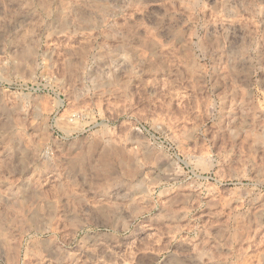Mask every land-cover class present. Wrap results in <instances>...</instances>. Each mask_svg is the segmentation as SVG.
Returning <instances> with one entry per match:
<instances>
[{"label": "clouds", "instance_id": "obj_1", "mask_svg": "<svg viewBox=\"0 0 264 264\" xmlns=\"http://www.w3.org/2000/svg\"><path fill=\"white\" fill-rule=\"evenodd\" d=\"M157 2L160 7L148 11ZM52 16L58 24L51 35L64 38L53 55L59 52L63 62H53L49 70L38 52L40 41L31 38ZM239 19L246 21L245 36H238L232 25L225 33L231 32L234 40L243 43L234 44L228 52L220 37L214 46L204 43L213 22ZM141 29L163 35L171 55L159 42L138 46ZM21 31L24 36L13 41V34ZM80 37L88 43L75 49L63 47L65 41L71 45ZM12 46L18 50L9 55L7 49ZM152 48L158 51L152 53ZM262 49L264 0H0V68L7 70L11 62L20 87L33 86L27 95L17 93L25 105L19 111L26 124L36 119L37 127L44 126L39 133L42 143L29 141L19 149L18 162L0 159V264H5V257L6 264H25L26 259L33 264H125L128 255L121 251L122 244L135 235L144 216L177 219L174 203L162 201L161 194L187 186L208 195L210 181L216 186L232 184L230 195L239 202L230 217L235 227L214 235L211 223L187 233L178 229L180 254L171 256L180 258V264H250L254 257H249L248 248L264 245V239L255 242L264 224L253 229L251 223L241 226L240 222L249 214L264 215V204L252 211L254 202L264 196V164L255 166V176L248 174L254 170L253 156L242 160V167L236 165V141L247 135L250 153L264 150V112L253 104L239 123L226 103L236 104L241 91L251 95L254 88L259 92L264 87V76H259L264 73ZM177 52L182 53L179 59L174 58ZM170 61L177 66L183 63L187 72L174 69ZM145 75L156 84L157 76H166L182 94L187 93L182 101L185 107L173 112L180 136L164 155L156 152L150 158L144 154L150 141L129 134L136 129L151 135L155 114L169 116L177 98L151 93ZM216 77H222L226 85L218 97ZM3 79L11 82L6 75ZM37 89L49 101L47 113L39 96L29 102ZM205 94L211 103L197 115L196 96ZM85 104L90 106L81 110ZM65 105L75 111L60 126V109ZM26 108L32 109L31 116ZM58 127L61 134H56ZM117 133L124 136L123 141ZM220 141L225 146L217 151ZM3 150L11 152L10 141L2 145L0 157ZM161 159L168 160V167L157 169ZM161 174L175 182L160 183L156 177ZM181 211L185 212L181 219H188L189 209ZM238 233L246 237L248 247L240 244ZM150 261L159 264L157 259Z\"/></svg>", "mask_w": 264, "mask_h": 264}, {"label": "rangeland", "instance_id": "obj_2", "mask_svg": "<svg viewBox=\"0 0 264 264\" xmlns=\"http://www.w3.org/2000/svg\"><path fill=\"white\" fill-rule=\"evenodd\" d=\"M210 3H215V0H209ZM159 3L151 4L148 11H151L153 8H159ZM209 17L211 14H208ZM23 19V17L17 18L16 21L13 22L12 25H9V31H12L19 20ZM139 19V16H137ZM122 22V21H121ZM246 21L244 19L239 20H228L227 24H221L217 22H213L205 35L204 43L206 45H213L217 40V37H220L221 43L227 45L224 51L228 52L229 49L233 48V45H239L243 42L234 40V37L231 32L225 33V28L228 25H232L237 29L238 36H245L244 26ZM58 18L56 16L50 17L40 28L37 36L31 39H38L40 41L39 44V55L44 57L43 64L49 70L52 69V63L56 62L57 64H62V57L59 52L53 55L54 50L60 48V40L64 38H57L51 35L52 30L57 26ZM91 35H95V33H91ZM201 35H204L202 32ZM24 36V32L14 33L12 36L13 41H19ZM191 36V33H189ZM31 42V41H30ZM151 42H159L164 45L163 51L168 53V44L167 40L163 35H157L154 32H149L144 29H141L140 38L137 42L139 44L143 43L145 45H150ZM88 43V41L84 37H80L77 40V43H73L68 45L65 41L63 47L75 49L78 44L84 45ZM22 47V46H21ZM18 49L15 46L9 47L7 49L8 54L12 55ZM148 48H144V53H147ZM158 48H152V53H156ZM264 51V49H262ZM143 54V53H142ZM207 53H205L206 55ZM3 53L0 52V58H2ZM49 56H51V60H49ZM182 56L181 52L175 53L176 59H179ZM216 61L219 62V54L215 57ZM0 63H2V59H0ZM33 63V61H30ZM171 66L180 72H187V68H185L183 63H180L178 66L172 64ZM132 73H135V68L130 69ZM23 71V69H21ZM0 150H2V145L6 142H11V152L8 150H3V156L0 159H4L7 161L11 159L13 163L18 162L21 156V152L19 149L25 147V145L30 141L34 144H41L43 141V136L39 135V133L43 130V125L37 127L36 119H29L27 124L24 121L23 114L20 113V108L25 107L23 101L17 96L18 92L24 91L25 95H27L28 91H31L32 85L29 84L27 86V90L22 89L20 87L19 81L16 80V70L15 65L11 62L8 65L7 70L0 68ZM37 74H39V70H37ZM6 75L8 80L11 82H6L3 79V76ZM259 76H264V73L259 74ZM30 74L25 75V79H29ZM220 80V86L216 89V96L218 97L225 88V82L222 77H216ZM145 83L149 87V91L153 94L159 95L162 93H167L169 98L176 97V100H173L171 109L169 111V116H173V112L176 109H183L185 107L183 100L187 99V93L182 94V90L179 87L174 86V82L170 80L168 77L160 75L157 76L158 84L154 83L153 80L145 75L143 77ZM237 83H240L237 81ZM235 87V84L232 85ZM240 87L243 89L245 84L241 83ZM260 87V86H258ZM133 91H136L135 87ZM40 97L41 107L47 113L49 108V101L45 99V93L40 89H37L35 92H32V96L29 98V102L32 103L35 101V98ZM62 98V97H61ZM201 101L204 102L203 107L201 106ZM242 101V103H241ZM211 103V99L207 94L204 96L197 95L196 96V113L200 115L203 112L207 111V105ZM258 107L261 112H264V87L260 88V91L253 89V94L245 95L244 92H240L237 96V103L232 104L230 101L226 103V107L232 109L233 112V120H237L239 123L244 122L245 114L248 112V108L252 105ZM90 104H85L81 107L83 108L89 107ZM25 111L29 116L32 115V109L26 108ZM75 109L68 108L65 105L64 108L60 109L61 119L59 120V125L63 126L65 120L71 118L74 114ZM169 116H166L164 112H158L153 117V128L151 130V135L148 133H137L136 129H133L132 133L129 134L131 137L135 134L136 139H145L150 141V143L145 148V157L150 158L156 152H160L161 155H164L168 150L169 146L175 141V138L180 136V131L177 129L176 123L173 121L176 119L173 116V120H169ZM183 119L187 120V116L183 117ZM50 122H52L50 120ZM31 125V126H28ZM211 123H207V127H211ZM226 126V124L224 125ZM49 133L51 130L49 129ZM60 133V127L57 128V133ZM119 139L121 141L124 140V136L119 135ZM36 137L35 140L32 138ZM23 138H27L25 142L22 144L21 140ZM158 138V139H156ZM238 145L237 152L235 154V162L236 165L243 166L241 164L242 160L249 158L250 156L254 157V164L250 165L253 167V171L248 173L250 176H255L258 169L255 167L256 165L264 164V150H261L257 153H250L248 147V136H241L238 141H236ZM225 145L223 141L218 142L216 150L219 151ZM129 152L133 151L132 144H129L128 148ZM31 154V152L29 153ZM168 160L161 159L159 164L157 165V169H163L168 167ZM46 179V177H45ZM156 179L162 184H170L175 181L170 179L169 177L161 174L156 177ZM244 183H248L247 180L243 181ZM232 189L231 183H221L219 186H216L211 181L209 182V187L206 190L208 195H202V190L198 187H187L183 186L177 189L175 192H169L167 196L161 194L160 199L168 200L169 203H174L176 210L179 215L175 221H164V220H154L151 219L150 216H144L141 220V223L137 225V228L134 229L135 235L131 238L127 239L121 247V251L127 252L128 259L125 261V264H151V259H157L159 264H180V258L171 256L173 254H180V250L177 248V230L182 229L183 233H187L190 228H195L197 225H207L211 223L212 227L210 229L211 234H216L217 231L223 232L225 229H231L235 227L236 221L234 219H230L232 215V209H239V202L235 201L234 198L230 195ZM217 190L219 195H217ZM158 191V190H157ZM155 195V193H153ZM216 197L215 199L213 197ZM264 204V196L260 198L259 201L254 202V207L252 209L255 212L256 208L261 207ZM201 205H203L201 207ZM190 206V207H189ZM189 209L188 219H181L185 215L184 211L181 209ZM194 210V211H193ZM157 210H153L152 215H156ZM242 212L243 210L240 209ZM257 217L260 219L257 221ZM31 219V217H30ZM241 226L245 223H251L253 229H255L258 224H264V215L260 213H256L255 216L249 214L243 221L240 222ZM61 227L64 225L61 224ZM182 234V233H181ZM237 238L244 247H248L247 244H244V239L246 237L243 234L238 233ZM261 239H264V227L260 228V231L255 234V242H259ZM238 244V247L240 246ZM249 257H254V259L250 260V264H264V245L259 248L252 246L248 248ZM155 257V258H153ZM6 257L4 258L6 264ZM25 264H33L30 260H25ZM47 264V262H46Z\"/></svg>", "mask_w": 264, "mask_h": 264}]
</instances>
